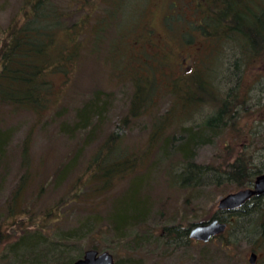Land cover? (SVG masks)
I'll return each mask as SVG.
<instances>
[{
  "label": "trees",
  "instance_id": "1",
  "mask_svg": "<svg viewBox=\"0 0 264 264\" xmlns=\"http://www.w3.org/2000/svg\"><path fill=\"white\" fill-rule=\"evenodd\" d=\"M157 1L25 0L15 13L13 22L2 32L0 112H5L6 109L13 113L26 110L34 114L40 122L54 112V106L73 75L79 73L87 57L102 62L108 70L106 61H112L114 70L110 73L111 76L131 85V103L122 123L131 118L144 117L154 106L153 99L156 94L170 92L178 95L174 89L161 91L158 81V70L168 68L174 52L173 46L194 43L204 45L196 69L188 71L198 74L195 91L193 94L186 93L189 103H200L199 110L192 109L187 113L184 109L183 119L176 120L170 118L174 108L172 105V109L161 116V121L157 122L155 119L153 122L155 132L150 136L145 149L126 144L125 137L118 133H112L98 142L87 163L88 180L82 182V186L73 195L77 203L93 197L104 202L113 195L117 187L121 189L122 184L127 181L126 190L133 192L132 197L136 202L126 195L119 206L112 208L105 221L98 218V212L95 211L98 204H103L99 202L90 209V216L80 219L78 227L61 231L59 224H56L59 240L50 246L52 250L49 253L45 250L46 254L37 251L41 245L40 231H30L28 227H23L18 240L11 246L13 251L19 248L27 254L25 256L31 255L34 260L45 258L46 262L38 260L40 264H71L85 252L80 249L77 251L76 247L86 235L95 234V241L89 249L97 250L99 243L96 237L104 234L124 241L123 246L127 249L146 242V236L132 235L135 228L145 223L151 211V193L143 190L144 178L138 177L151 164L152 151L162 143V137L158 135L160 130L167 127V124H177L188 118L192 120L193 114L201 115L204 107L209 104L216 107V110L203 121L193 123L195 125L188 128L181 126L185 134L194 129L185 136L182 143L172 146L164 141L161 144L163 156L167 157L169 151L181 156L176 167H182L183 170H171L170 181L183 188H193L204 184L208 177H213L219 184L220 179L225 176L228 182L242 189L250 186L256 176L264 173L262 170H252L254 161L244 155L229 164L224 174L220 173L221 168H214L213 164L198 165L193 160L195 147L209 141L211 136L227 127L239 108L236 102L241 99V90L231 86L226 92L227 82H239L241 69L264 56V0H165L161 6L165 40L157 38L156 27L152 24L151 15ZM119 11L126 14L117 23V29L110 30ZM123 19L125 20L122 21ZM212 55L217 57V65H206L203 60ZM153 60L155 61L152 62ZM228 62L229 66L235 68L234 71L225 68ZM60 76L64 80L62 86L58 87L56 79L61 78ZM242 97H246V93ZM178 98L177 96V101ZM106 103L105 100L101 101V94L98 92L76 107L71 118H63L65 114L62 112L67 111V108L64 110L66 106L61 104L54 109L53 118L49 121L56 124L58 132L68 138H82V148L75 152L73 160L83 148L99 139L106 123ZM202 132L210 134L204 136ZM12 134L11 129L2 128L0 124V191L5 182L1 179L6 174L12 155ZM32 141L33 133L30 132L19 146L22 173L12 194L13 200L11 198L6 202L8 219H22L32 210L25 200L33 171ZM176 164H173L172 169ZM263 199L264 196L252 198L240 209L228 212L230 215L219 213L212 217L225 220L229 226L219 238L225 234L233 236L232 228L236 229L240 225L234 224L235 221L242 222V237L245 236L256 244L252 252L261 259H264ZM60 202L56 205L59 211L62 206ZM254 215L258 217L256 221L253 219ZM57 216L59 223L61 215L58 213ZM234 242L227 236L222 244L226 249L231 246L235 248ZM54 253L55 259L52 263L47 255Z\"/></svg>",
  "mask_w": 264,
  "mask_h": 264
},
{
  "label": "rangeland",
  "instance_id": "2",
  "mask_svg": "<svg viewBox=\"0 0 264 264\" xmlns=\"http://www.w3.org/2000/svg\"><path fill=\"white\" fill-rule=\"evenodd\" d=\"M164 1H157L154 13L151 15L152 24L156 27V36L159 40L161 38L165 40L161 7ZM24 2L25 0H0V38L2 32L13 22L15 13L23 6ZM123 14L126 13L119 11L110 30L117 29V23L121 21ZM108 46L110 47L109 43ZM203 46L200 43L173 46L174 52L170 63L168 62V68L158 70V81L161 91L176 90L178 101L177 96L170 92L156 94L150 113L139 119L131 118L126 123H122L130 107L133 89L129 82L120 81L119 78L115 79L113 75L111 76L110 73L114 70L112 61H106L108 70L102 62L90 59V57L85 59L79 73L73 75L62 97L54 106V112H51L43 122L26 110L13 113L9 109H3L5 112H0L1 127L11 129L13 133L10 144L12 155L9 158L6 174L1 179L5 182L0 191V264L46 262L45 258L34 260L31 255L25 256L27 254L20 251L19 248H15L14 251L11 248L21 235L20 229L23 227H28L31 229L30 231H40L41 245L37 251L46 254L47 251L49 253L52 250L50 246L59 240L60 235L56 234V224H59L61 231L78 227L77 223L80 222V219L90 216V209L99 202L103 204H98L95 211L98 212V218L105 221L112 208L119 206L120 201L125 200L126 195L131 200L134 199L133 192L126 190L127 181L122 184L121 189L117 187V192L115 191L112 196L110 194L111 197L104 202L88 195L93 198L77 203L73 195L82 186V182L88 180L87 163L98 142L103 141L112 133H118L125 137L126 144L136 146L138 149H145L150 136L155 132L153 122L155 119L157 122L161 121V116L167 114L168 110L172 109V105L174 108L170 118L176 120L183 119L184 109L187 113L192 109L199 110L200 103H189L186 93L193 94L195 91L198 74L188 71L196 69L200 62ZM203 61L209 66L218 63L215 55ZM225 68L231 71L235 70L232 65L229 66V62ZM243 68L239 72L241 78L239 82L231 80L227 82L228 85L226 84V92L227 88L231 86H236L241 90V99L236 102V106L239 108L236 113L234 112L235 116L232 117V122L229 121V125L220 130L218 134L211 136L209 141L199 143L194 151L193 160L196 164L205 166L213 164L214 168H221L220 173L222 174L229 164L241 155L254 161L251 165L252 170L264 171V56ZM63 80V77L56 79L58 87L62 86ZM98 92L101 94V101L107 102L106 123L102 127L99 139L92 142L93 145L91 143L83 148L73 160L75 152L82 148L81 136L68 138L66 135L60 134L56 124H51L49 120L53 118L54 109L61 104L63 107L66 106L64 110L67 108V111L62 112L65 114L63 118L67 116L71 118L76 107ZM245 93L246 97H242ZM175 102H177L176 105ZM215 110L216 107L213 108L209 104L204 107L201 115L193 114L192 120L187 117L188 120H182L180 123L167 124V127L162 128L158 134L162 137L161 144L164 141L172 146L182 143L185 136L194 129H190L185 134L181 130V126L188 128L195 125L193 123L198 124ZM48 121L49 123H47ZM30 132L33 133V171L27 186L25 200L32 210L22 219L16 218L15 220L14 217L8 219L6 202L12 198L22 173L18 154L19 146ZM202 134L207 136L210 132H202ZM161 144H158L156 150L152 151L151 164L138 177L144 178L142 181L143 190H149L151 193V211L146 217L145 223L135 228L132 235L146 236L147 241L127 249L123 246L124 241L104 234L102 237H96L99 243L98 249L112 252L117 264H250L249 255L256 244L254 245L253 241L248 240L247 237H242V222L238 220L234 224L240 225L236 229L232 228L233 236L225 234L208 243H199L187 235L192 225L208 221L219 213L229 214L221 213L218 208L219 201L226 194L240 188L234 183L228 182L225 176L220 179L219 184L213 177L206 178L204 184L193 188H183L173 184L170 181V172L171 170L181 171L182 167H176L181 156L175 152L172 153V151H169L167 157L163 156ZM173 164L176 165L172 169ZM59 202L62 203L60 211L56 208ZM262 205L264 207V204ZM58 213L61 215L59 223L57 222ZM257 218V215H254L255 221ZM262 223H264V219ZM176 231L179 232L178 235ZM166 234L168 236H165ZM94 235H86L76 247L77 251L91 248L95 241ZM179 235H183V237ZM227 236L235 241V248L231 246L226 249L222 244ZM48 256L53 263L55 253ZM257 264H264V259L259 258Z\"/></svg>",
  "mask_w": 264,
  "mask_h": 264
},
{
  "label": "water",
  "instance_id": "3",
  "mask_svg": "<svg viewBox=\"0 0 264 264\" xmlns=\"http://www.w3.org/2000/svg\"><path fill=\"white\" fill-rule=\"evenodd\" d=\"M264 196V173L256 176L253 185L239 189L236 192L223 196L218 204L221 212H231L243 207L252 198ZM227 229V223L213 218L207 222L194 224L190 230L191 239L209 242L213 237L223 234ZM258 255L252 252L249 256L250 264H256ZM116 260L109 251L97 249L85 250L83 256L71 264H115Z\"/></svg>",
  "mask_w": 264,
  "mask_h": 264
},
{
  "label": "bare ground",
  "instance_id": "4",
  "mask_svg": "<svg viewBox=\"0 0 264 264\" xmlns=\"http://www.w3.org/2000/svg\"><path fill=\"white\" fill-rule=\"evenodd\" d=\"M110 253H112V252H110ZM83 254H84V253H83ZM112 254H113V253H112ZM113 255H114V254H113ZM82 256H83V255H82ZM82 256H81V257H82ZM81 257H80V258H81ZM114 257H115V256H114ZM78 259H79V258H78ZM115 260H116V258H115Z\"/></svg>",
  "mask_w": 264,
  "mask_h": 264
},
{
  "label": "flooded vegetation",
  "instance_id": "5",
  "mask_svg": "<svg viewBox=\"0 0 264 264\" xmlns=\"http://www.w3.org/2000/svg\"><path fill=\"white\" fill-rule=\"evenodd\" d=\"M229 227V226H228ZM190 233V232H189ZM189 233L187 235H189ZM258 259H259V256H258Z\"/></svg>",
  "mask_w": 264,
  "mask_h": 264
}]
</instances>
